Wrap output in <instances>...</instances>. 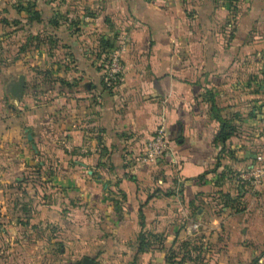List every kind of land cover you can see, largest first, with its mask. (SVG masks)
Returning <instances> with one entry per match:
<instances>
[{
    "label": "crops",
    "instance_id": "crops-1",
    "mask_svg": "<svg viewBox=\"0 0 264 264\" xmlns=\"http://www.w3.org/2000/svg\"><path fill=\"white\" fill-rule=\"evenodd\" d=\"M8 37L30 63L0 66L25 69L21 97L0 88V264H165L170 250L198 264L216 236L264 264V213L234 187L264 150V0H0ZM121 37L106 86L102 42ZM222 120L233 131L214 142ZM157 128L174 155L135 162ZM49 142L51 171L35 145Z\"/></svg>",
    "mask_w": 264,
    "mask_h": 264
},
{
    "label": "rangeland",
    "instance_id": "rangeland-1",
    "mask_svg": "<svg viewBox=\"0 0 264 264\" xmlns=\"http://www.w3.org/2000/svg\"><path fill=\"white\" fill-rule=\"evenodd\" d=\"M28 42H30V40H28ZM0 66H5L8 65L10 62H12L16 56L20 57V58H25V62L20 59L21 63H30V61L27 58V55H15L14 54V39L8 37L7 39H2L0 41ZM32 44V43H30ZM105 53H104V57H105ZM19 62V60L17 61ZM16 62V63H17ZM104 63H102L103 65ZM101 65V66H102ZM24 68H22L19 65H15V62L12 63L9 67L8 70H5L4 68H0V88L5 90V93L12 97L13 95L10 92V86L11 84L17 82V78L16 75L18 73H22V71ZM33 69V68H32ZM29 71L30 73L34 74H39L41 77V79L47 78L50 79L49 76L47 75V72L44 71H40L38 69L36 70H32ZM28 71V70H27ZM27 71H25V75H27ZM7 80V84L6 86H4V82ZM60 83V82H59ZM22 95V94H21ZM21 95L19 97H21ZM15 97V96H13ZM11 100V99H10ZM264 119V118H263ZM264 121V120H263ZM264 128V127H263ZM264 130V129H263ZM264 133V131L262 132ZM20 135H22L20 133ZM150 136V135H149ZM259 142L260 144H262L264 142V134H260L259 135ZM28 146V145H27ZM251 168L255 169V168H259V177L258 181H253L252 179H241L239 177L240 173H244L246 171H249ZM33 171V170H32ZM35 172V171H33ZM237 179L243 181V183H245V185H247L248 190L246 191L245 197L242 196V201L246 199V197H248V202L250 206H254L255 204L257 205L259 203V211L262 213H264V150H262L261 152H259V155L252 157L248 163L246 164V166L244 168L239 169V172L237 174ZM14 186H18V188L21 187V185L19 184H15ZM30 191V190H28ZM26 201V200H24ZM22 203H26V202H22ZM240 205L235 206V212H240L241 211V207H239ZM8 217H15L14 214L9 213ZM20 217V216H18ZM9 222H11V220H8ZM22 222V221H20ZM192 233H196V236L199 237V235H202V233L200 232V234L197 235L198 231H193ZM215 242L213 244L212 247H210L211 251L208 252V256H205L203 254L202 257L204 258V261H201L200 263L202 264H256V256H257V250L256 252H252V254L248 253V252H243L241 253L239 250H237L236 252L231 249L230 251H228L227 245L225 246L224 243V239H222V237H218L216 236L215 238ZM196 250L198 251V253L200 251H204L207 252V249L198 247L193 248V252H195V254L197 253ZM207 259V260H206ZM198 263V262H196ZM198 263V264H200ZM259 264V263H258Z\"/></svg>",
    "mask_w": 264,
    "mask_h": 264
},
{
    "label": "built area",
    "instance_id": "built-area-1",
    "mask_svg": "<svg viewBox=\"0 0 264 264\" xmlns=\"http://www.w3.org/2000/svg\"><path fill=\"white\" fill-rule=\"evenodd\" d=\"M125 49L124 38H120L117 43L109 46L107 54L103 58L101 66V74L106 86H110L116 78V75L121 71V54ZM162 155L172 157L173 151L170 147V142L163 133L161 128L155 129L143 144L140 152L134 156V161L137 163H151ZM241 179H252L258 181L259 168H251L249 171L240 173Z\"/></svg>",
    "mask_w": 264,
    "mask_h": 264
},
{
    "label": "trees",
    "instance_id": "trees-1",
    "mask_svg": "<svg viewBox=\"0 0 264 264\" xmlns=\"http://www.w3.org/2000/svg\"><path fill=\"white\" fill-rule=\"evenodd\" d=\"M103 47H104V50H105V54H107V51H108V48H109V44L107 43V41H103ZM24 88V87H23ZM39 88V89H38ZM31 90L33 91H36V90H39V94L40 96H45L46 99H48V97L44 94H47L48 93V88L47 87H36V86H33V87H30ZM24 90V89H23ZM44 98V97H43ZM52 100V99H50ZM264 122L262 121L259 125V131L263 132L264 130ZM233 131V127L231 125H229L226 121L222 120L220 121V124L218 126V128L216 129L215 133H214V136H213V141H224ZM261 134H264V133H261ZM36 145V148H37V152L38 154H41V155H45V158L42 160V164H41V167L46 169L47 171H51L53 168H55L56 166V163L58 161L57 157H54L52 154H53V151L56 149V148H59L58 150L61 151L60 147L55 143V142H49V143H46L42 146L40 145ZM223 152V149L220 150V153ZM47 155H49V157H47ZM219 158H222V156ZM237 163V161H236ZM241 187V189L244 191V193L248 190V186L245 185V183H243V181L241 180H236L235 181V185L234 187L235 188H238V187ZM61 234L58 235L57 238H59ZM137 244H136V247H135V254H138V253H141L143 252V246L144 244L146 243V237L144 236L143 233H139L138 237H137V240H136ZM56 246H57V250H61L63 248V244H62V241H57L56 243ZM134 254V255H135ZM165 264H182V259L175 253L174 250H170L168 253H167V256L165 257ZM65 264L62 260H60L59 258L53 260V261H49V260H46V262L44 261L42 264ZM131 264H140L138 261H134V258L131 262Z\"/></svg>",
    "mask_w": 264,
    "mask_h": 264
},
{
    "label": "water",
    "instance_id": "water-1",
    "mask_svg": "<svg viewBox=\"0 0 264 264\" xmlns=\"http://www.w3.org/2000/svg\"><path fill=\"white\" fill-rule=\"evenodd\" d=\"M23 87H24V78H23V76L20 75L17 78V82L11 84V86H10V92H11V94L13 96L19 97L22 94V92H23ZM26 138L28 140H30L31 137H30L29 134H27L26 135ZM77 264H94V263L89 258L84 257Z\"/></svg>",
    "mask_w": 264,
    "mask_h": 264
}]
</instances>
